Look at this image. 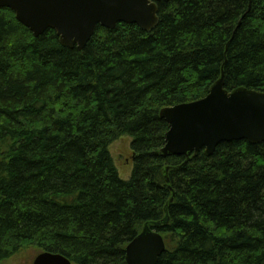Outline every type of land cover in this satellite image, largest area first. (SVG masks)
Wrapping results in <instances>:
<instances>
[{
  "label": "trees",
  "instance_id": "obj_1",
  "mask_svg": "<svg viewBox=\"0 0 264 264\" xmlns=\"http://www.w3.org/2000/svg\"><path fill=\"white\" fill-rule=\"evenodd\" d=\"M158 5L151 32L98 27L82 51L0 9V264L30 248L127 264L144 229L165 239L158 264H264V143L164 157L160 116L222 72L229 91L264 92V0ZM125 135L129 180L110 152Z\"/></svg>",
  "mask_w": 264,
  "mask_h": 264
},
{
  "label": "water",
  "instance_id": "obj_2",
  "mask_svg": "<svg viewBox=\"0 0 264 264\" xmlns=\"http://www.w3.org/2000/svg\"><path fill=\"white\" fill-rule=\"evenodd\" d=\"M157 1L0 0V9L13 10L17 20L35 37L52 29L63 46L82 51L98 27L113 30L119 23H127L151 32L160 21ZM160 116L169 125L161 150L164 157H189L202 150L212 156L222 142L264 143V92L246 87L228 91L224 86V72L206 97L164 108ZM173 200L174 197L169 203ZM165 250L162 235L144 229L126 247V261L128 264H158ZM33 264L73 263L62 254L45 251Z\"/></svg>",
  "mask_w": 264,
  "mask_h": 264
},
{
  "label": "rangeland",
  "instance_id": "obj_3",
  "mask_svg": "<svg viewBox=\"0 0 264 264\" xmlns=\"http://www.w3.org/2000/svg\"><path fill=\"white\" fill-rule=\"evenodd\" d=\"M132 141L131 136L125 135L110 146V152L122 180H129L133 172ZM41 252L36 248L25 249L3 264H33L34 259Z\"/></svg>",
  "mask_w": 264,
  "mask_h": 264
}]
</instances>
